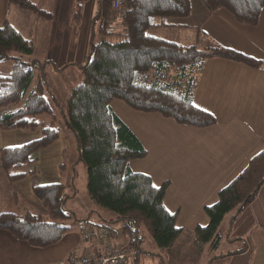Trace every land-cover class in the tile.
Masks as SVG:
<instances>
[{
  "label": "trees",
  "instance_id": "16d2710c",
  "mask_svg": "<svg viewBox=\"0 0 264 264\" xmlns=\"http://www.w3.org/2000/svg\"><path fill=\"white\" fill-rule=\"evenodd\" d=\"M201 2L208 11H225L235 22L247 25L257 24L264 8V0ZM7 3L42 19L51 18L50 13L33 0H7ZM111 6L112 0H99L94 21L100 19V22L91 36L87 59L73 64L81 72L82 81L68 94L65 109L59 104L57 111L61 112L75 138V164L81 161L86 167L88 197L110 213L112 217L108 220L119 224L128 239L119 244L129 248L130 259L132 252L137 260V254L143 252L141 227L147 229L159 250L173 246L183 235L184 227L178 224V212L170 211L164 204L170 181L156 185L149 173L132 170L130 161L145 157L147 149L114 111L112 102L122 100L134 110L157 112L179 124L207 127L216 122L214 114L193 102L205 61L209 57H220L251 67H260L263 62L207 35L204 36L206 46L186 45L158 35L157 29L172 27L173 19L189 15L191 0H128L125 28L121 32L110 23ZM79 15L77 10L73 17L75 22ZM96 33L106 38L95 40ZM111 34L117 35V40L108 39ZM3 60H11L12 65L8 74L0 75V128L40 133L29 142L0 149V167L10 180H15L26 175L20 169L33 164L35 153L59 137L54 121L38 120L43 114L52 119L57 116L52 106L57 98L54 96V100L49 101L45 94L46 76L50 75L46 69L52 63L37 58L32 38L23 35L6 18L0 23V62ZM65 67L51 68L59 71ZM262 143L263 147L248 159L243 169L219 188L216 200L203 205L207 222L193 226V235L184 244L186 252L201 254L206 245L217 248L225 217L234 213L230 216L232 222L235 213L255 199L264 184V138ZM67 186L59 182L34 186V194L46 208L47 215L2 211L0 229L35 247L57 243L71 230L72 223L85 220L77 219L74 211L64 207ZM99 225L115 232L106 220ZM245 249L244 245L235 252Z\"/></svg>",
  "mask_w": 264,
  "mask_h": 264
},
{
  "label": "crops",
  "instance_id": "0c3cea01",
  "mask_svg": "<svg viewBox=\"0 0 264 264\" xmlns=\"http://www.w3.org/2000/svg\"><path fill=\"white\" fill-rule=\"evenodd\" d=\"M33 2L39 8L48 11L51 18L42 19L37 15L23 14L22 10L8 6L7 0H0V23L6 18L19 30V25H23V19L28 16L34 18V21L38 22L35 34L31 26L26 28V33L19 31L32 38L36 45L37 58L52 63L48 64L46 71L50 72L51 76L70 71L80 78L79 69L73 64L84 63L87 59L91 36L100 22V19L94 21L99 0H33ZM77 10L80 11V15L75 22L73 17ZM215 17L219 23L217 29L209 27L207 22L208 19L212 20ZM172 22L174 26L161 27L156 30L157 34L182 44L204 46L207 44L204 39L207 35L224 46L261 59L263 62L260 67H251L243 62L220 57H209L205 61L197 80L193 102L214 114L216 123L207 127L182 125L157 112H143L144 115L138 118L141 129L137 131L113 108L146 147L147 155L144 160H149L154 165L152 156L162 160L170 153L174 154L173 166L170 163L159 165L170 169L162 179L170 181L164 204L170 211L178 212V218L182 220L178 224L184 227V233L170 248L159 250L151 244L153 252H158L154 253V256L149 254L151 258L146 256L148 253H145L143 248V252L137 254L136 261L144 259V264H186L190 256L202 255L208 257L203 263L207 264V261L214 257L213 254L204 251L201 254L186 252L180 245L191 239L196 223L207 222V217L202 211L203 205L215 201L219 188L237 175L248 159L263 147L264 8L261 10L258 23L247 25L235 22L225 11H208L201 0H191L189 15L173 19ZM53 65L58 68L64 65L66 67L56 71L55 68H51ZM55 104L57 105V102ZM116 105L126 112V107L119 103ZM39 134L38 130L0 128V149L4 146L24 144L37 138ZM191 137L198 140L196 146L198 155L190 153L183 156L182 148L192 149L189 146ZM72 138L70 132L60 131L56 140L35 153L33 164L21 167L20 170L26 173L23 177L10 180L0 167V212L44 213L45 210L34 194V186L57 182L64 184L65 178L66 181L71 180L73 184L76 182L79 176L78 168H82V165L75 164L74 157L68 162L64 156L69 144L68 139L74 142ZM153 152L156 154L151 155ZM75 153L77 155L76 144ZM177 157L185 158L178 166ZM190 159L194 165L191 171ZM132 160L130 161L132 170L148 173L133 166V164L139 166L137 158ZM29 170H33V173H28ZM177 170L182 172V178L168 176ZM81 171L84 176L85 169ZM172 187L178 188L172 190ZM73 211L75 217L85 220L72 223L71 230L65 233L60 241L46 247L32 246L16 238L9 231L0 229V264H52L73 253L85 254L99 249L109 240L97 237L89 241L83 240L82 232L88 227L103 226L99 224L106 220L105 216L111 219L110 213L99 208L90 198L85 201L83 208L79 207ZM230 216L221 224L224 230L219 246L221 244L224 246L218 256L227 258L225 264H264V184L255 199L240 212L235 213L232 222ZM113 223L111 222L110 226L115 232L105 227L110 239L120 243L126 241L121 236L119 224L116 223L113 227ZM224 231H227V234ZM239 241L246 249L235 252L242 247L236 248L235 244ZM229 243L234 244L231 250L226 248Z\"/></svg>",
  "mask_w": 264,
  "mask_h": 264
},
{
  "label": "rangeland",
  "instance_id": "374dc122",
  "mask_svg": "<svg viewBox=\"0 0 264 264\" xmlns=\"http://www.w3.org/2000/svg\"><path fill=\"white\" fill-rule=\"evenodd\" d=\"M22 13L23 14L27 13L28 15H36L35 13H33L31 11H23ZM217 20H218L217 17H215L212 20L208 19L207 22H208L209 27H212L213 29H217L218 25H219ZM114 23H115V29L117 31L121 32V31L124 30V28H125L124 27V22H123V25H121V24H119L120 22L118 23V21L114 20ZM30 26L33 28V34H35L37 32V30H38V22L34 21V18L28 16L27 18L23 19V25L22 24L19 25L18 28L23 33H26V28L30 27ZM103 36L104 35H99V33H96L95 40H97V39L101 40V38ZM103 38H106V36H104ZM108 39L113 40V41L117 40V35H112L111 34V35L108 36ZM11 65H12V61L11 60H3L2 62H0V75L8 74L10 72V70H11ZM46 79H47L46 80L47 81V90L45 89V94H46L47 98L49 99V101H51V99L54 100V96L57 98V103H58L57 105L51 102L52 106H53V109H56L57 116L55 115L54 119H52V117L50 115L43 114L42 116H39L38 120L41 121L42 119H45L46 121H54L53 124H55V126L58 128L59 134H60V131H63V130L68 131V132L71 133V135L73 137L72 141H74V142H71V140L68 139L69 140V144L67 146V149L65 150V155H64L66 157L67 161L70 162L69 160L72 157H74V159H77V155L75 153V144H76L75 143V138H74L72 132L66 127L64 117L61 116V112H58L57 109L60 108V105L64 106V109H65V107H66L65 96H66L67 92H69V93L71 92L72 88L76 84H78L79 82L82 81L81 72H80V79L77 77L76 73H73V72H70V71L66 72V73H64L62 75H58V76H51V75L48 76L47 75ZM45 88H46V86H45ZM114 103H113V108L115 109V111L118 114H120L121 116H123V118L125 120H127L129 122V124L135 130L139 131L138 129H141V124H140V121H139L138 118L141 117L140 115H144L143 111L134 110V109L132 110V108L128 107L125 104V102H123L122 100H115ZM116 103H119L120 105L126 107L127 108L126 112L121 110L120 107H118L116 105ZM139 113H141V114H139ZM182 125H184V124H182ZM31 131H34V130H31ZM197 142H198L197 139L191 137V139L189 141V146H191L192 149H190V148H188V149L182 148L181 149L182 150V152H181L182 155L185 156L186 154H190V153H195V154L198 155V153L196 151ZM155 154L156 153H154V152L151 153V155H155ZM143 158H145V157H143ZM143 158H137L139 166H135L134 164H133V166L148 171V173L151 174L152 180H153V182L156 185L160 184L163 181L162 180L163 176H165L170 171V169H165V167H162L161 165H168L170 163L173 166V162H174V154L173 153H170L168 157H163L162 160L157 159L156 156H152L153 162H155L154 165L149 160H144ZM177 159H178V157H177ZM184 161H185L184 157L183 158H179L177 163H176V166H178L180 163H182ZM190 161H191V159H190ZM166 162H168V163H166ZM132 163H133V160H132ZM78 164L82 165V168H80V169L78 168V175L79 176H78V179H76V182H74V184H73L71 180L66 181V178H65V181H64L65 186L68 185L66 187L68 198H67V200H65L64 207L67 210H70V211H73L75 209H79V207L83 208V206L85 205V201L87 199H89L88 194H87V189H86V178H87V176H86V174L83 176V173L81 171V169H85V171H86V167L84 166V164L81 161H79ZM159 164H161V165H159ZM193 167H194V165H193V163L191 161V167H189L190 171L192 170ZM64 176H65V174H64ZM168 176L176 177V179H177V178H180V177L182 178L183 174H182V172L180 170H177V171H173L171 173V175H168ZM177 188L178 187H176V188L172 187L171 189L173 190V189H177ZM70 191H72V193H70ZM37 200L40 203V200L38 198H37ZM42 207L45 210V212L44 213H38V214L46 216L47 215V210H46V208L43 205H42ZM230 214L231 213H229L226 216V218L224 220V223L228 220V217L230 216ZM185 215H187V213ZM77 219L83 220V218H77ZM104 219H106V221H108L110 223L109 225H111V220H108L109 219L108 217L105 216ZM71 221L72 220H69V222H71ZM103 221L105 222V220H103ZM181 221L182 220H180L178 218V223L181 222ZM116 223L117 222L113 223L112 226L115 227L114 225ZM223 230L224 229L222 227H220V230H219L220 234H223L222 233ZM224 232L227 234V231H224ZM118 234L121 235V233H118ZM140 234L143 237V242H142L141 248H144L145 251L147 250V251L151 252L150 254L153 255V256H154V253L158 254V252H153L154 250L151 247V244L154 245L153 242H152L153 240H152L149 232L147 231V229L144 226L141 227ZM121 236H122V238L127 239V237H125L123 234ZM235 245L237 246L236 248H240L243 245V243L241 241H239ZM223 246L224 245L221 244L219 247L213 249L212 246L210 247L209 245H206V247L204 248V252L214 255L213 258H210L207 261V264H225L226 263L227 258L222 257V256H218L219 253L223 251ZM180 247L182 249H184V250L187 248L184 245H180ZM233 247H234V244L229 243L226 248L231 250ZM146 256L150 257V258L152 257L149 254L146 255ZM207 258L208 257L202 256V255H198V256L192 255V256L189 257V261H187L186 264H188V263L189 264H203L206 261ZM133 260H134V257H133V253L131 252V261H133ZM135 262H136V264L137 263L138 264H144V259H140L139 262L135 260ZM135 262L133 264H135Z\"/></svg>",
  "mask_w": 264,
  "mask_h": 264
},
{
  "label": "built area",
  "instance_id": "2783aa9c",
  "mask_svg": "<svg viewBox=\"0 0 264 264\" xmlns=\"http://www.w3.org/2000/svg\"><path fill=\"white\" fill-rule=\"evenodd\" d=\"M128 0H112L110 10V23L115 26L114 20L123 25ZM94 237L109 239L99 249L92 250L85 254L73 253L69 257L52 264H130V250L123 247L119 242H113L107 230L103 227H88L82 232L83 240H91Z\"/></svg>",
  "mask_w": 264,
  "mask_h": 264
},
{
  "label": "bare ground",
  "instance_id": "6f19581e",
  "mask_svg": "<svg viewBox=\"0 0 264 264\" xmlns=\"http://www.w3.org/2000/svg\"><path fill=\"white\" fill-rule=\"evenodd\" d=\"M132 263V262H131Z\"/></svg>",
  "mask_w": 264,
  "mask_h": 264
}]
</instances>
